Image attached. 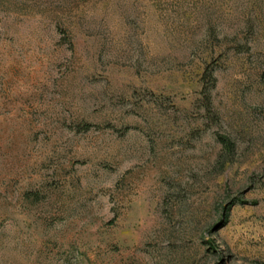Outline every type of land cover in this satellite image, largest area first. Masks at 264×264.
<instances>
[{
	"label": "rangeland",
	"instance_id": "1",
	"mask_svg": "<svg viewBox=\"0 0 264 264\" xmlns=\"http://www.w3.org/2000/svg\"><path fill=\"white\" fill-rule=\"evenodd\" d=\"M0 264H264V0H0Z\"/></svg>",
	"mask_w": 264,
	"mask_h": 264
},
{
	"label": "trees",
	"instance_id": "2",
	"mask_svg": "<svg viewBox=\"0 0 264 264\" xmlns=\"http://www.w3.org/2000/svg\"><path fill=\"white\" fill-rule=\"evenodd\" d=\"M219 139L221 140L223 145H225L227 143V141L223 137H220Z\"/></svg>",
	"mask_w": 264,
	"mask_h": 264
}]
</instances>
